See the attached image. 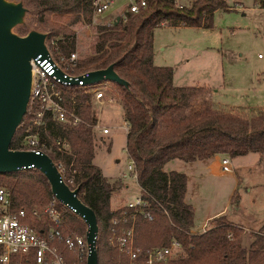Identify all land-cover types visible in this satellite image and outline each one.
<instances>
[{"label":"trees","instance_id":"16d2710c","mask_svg":"<svg viewBox=\"0 0 264 264\" xmlns=\"http://www.w3.org/2000/svg\"><path fill=\"white\" fill-rule=\"evenodd\" d=\"M18 1L26 7V14L31 15L29 23L25 19L13 28L19 35L32 30L45 33L47 44L55 40L57 56L67 57L75 51V33L70 28L82 16L90 19L91 0ZM228 8L225 0H192L182 7L175 5V0H147L145 8L128 13L125 20L120 18L118 22L95 26L89 53L79 58L77 70L103 69L112 64L117 75L127 83L123 86L112 82L127 125L125 150L134 162L140 190L151 196L152 206L168 212L165 215L155 211L153 221L139 216L134 244L144 252L150 247L168 244L173 237L181 243V251L176 256L159 264H264L262 230L251 231L249 235L254 239L247 240L243 226L226 214L211 219L205 232L192 233L194 210L184 201L186 175L164 169L174 159L193 162L214 155L237 158L250 153L264 154V113L246 119L213 108L194 110L193 100L203 89H175L172 67L153 62L156 27H210L215 11ZM62 91L67 103L74 100L81 121L76 125L48 123L43 138L46 142L61 138L70 144L69 151L62 153L54 149L47 152L48 156L53 162L62 161L67 173L74 175L73 185L69 186L78 188L79 199L96 215L97 264H127V257L111 247L107 239L111 219L127 209L125 204L112 207L111 197L117 181H109L93 163L92 125L97 118L91 93L74 85ZM30 117L27 107L11 139V149H25L21 142L27 134ZM0 184L11 194L12 209H25L26 221L41 230V224L30 217V211L34 207L43 208L53 198L46 176L39 169L28 168L0 173ZM58 205L63 212L65 229L84 233V221L67 207ZM65 253L71 257L68 251Z\"/></svg>","mask_w":264,"mask_h":264},{"label":"rangeland","instance_id":"374dc122","mask_svg":"<svg viewBox=\"0 0 264 264\" xmlns=\"http://www.w3.org/2000/svg\"><path fill=\"white\" fill-rule=\"evenodd\" d=\"M191 1L179 0V3L186 6ZM225 2L229 8L215 11L210 27L157 28L154 33L155 61L173 66L189 86L206 84L218 87L224 79V86L216 93V99L212 96V88H200L203 92H198L193 100V109L223 111L225 102L229 105L239 103L243 106L230 110L248 119L264 113V101L251 102L254 94L264 98V58L257 56L258 53L264 56V0ZM125 3L117 4L111 12L100 17L93 18L90 12V19L82 16L80 22L70 28L75 33V52L79 58L89 53L95 26L114 21ZM30 16L25 13L23 21L26 19L25 23H29ZM12 31L19 35L16 29ZM160 45L164 46L163 50H158ZM259 79L261 86L255 87L254 82ZM247 102L252 104L247 105ZM94 110L100 126L109 129L105 135L95 132L94 163L109 181L124 180L129 186L125 197L131 198L140 192V187L134 178L127 177L129 157L125 150L123 109L118 103H96ZM170 162L164 168H169ZM233 162L235 175L212 172L204 160L182 161L179 170L187 179L185 199L193 207L194 219L199 224L206 214L216 213L227 202L226 215L242 225L247 240L252 241L251 231L258 233L262 230L264 233V154H247L234 158ZM234 184L235 192L229 196ZM208 226L207 223L206 228ZM85 231L74 232L85 235Z\"/></svg>","mask_w":264,"mask_h":264},{"label":"built area","instance_id":"2783aa9c","mask_svg":"<svg viewBox=\"0 0 264 264\" xmlns=\"http://www.w3.org/2000/svg\"><path fill=\"white\" fill-rule=\"evenodd\" d=\"M120 3L125 5L118 11V16L125 20L128 13H137L145 8L147 0H91V15L93 18L103 16ZM175 5L183 6L179 0H175ZM45 45L46 54L43 56L40 54L30 60L31 86L27 107L31 117L27 134L21 145L25 148L23 150H31L36 154L43 152L48 155L47 152L54 149L62 153L70 149V144L65 139L54 138L51 142L43 139L48 123L58 121L76 125L81 121L76 112L74 100L71 103L65 101L62 91L64 87L74 85L86 89V92L91 93L93 107L96 103L119 104V101L113 93L112 81L103 79L91 85L85 84L84 81L92 70H77L79 57L75 51L67 57L57 56L55 40H51L49 44L45 40ZM257 56L263 57L260 53ZM72 81L76 83L73 84ZM123 126L127 130L125 122ZM92 128L94 132L109 133V129L100 126L98 121L92 125ZM53 163L63 181L68 186L73 185L74 175L67 173L65 164L60 160ZM127 169L129 171L127 177L136 180L135 165L130 158ZM218 169L220 173L235 175L234 162L230 156L221 158ZM150 197L149 194L140 190L136 196L125 203L127 210L111 219L108 243L127 257V264L167 263L181 251V243L174 237L168 244L153 246L144 252L140 247L135 246V224L139 216L153 221L155 211L160 210L168 215L167 210L152 206ZM59 203L62 204L53 196L43 208L31 209L30 217L41 224L39 227L41 230H37L26 221L28 213L25 209H12L11 194L7 187L0 184V264H86L89 248L85 235L65 229L63 212L59 208ZM207 228L204 224L200 231L191 229V232L203 233ZM65 251H68L71 257L66 255Z\"/></svg>","mask_w":264,"mask_h":264},{"label":"water","instance_id":"95a60500","mask_svg":"<svg viewBox=\"0 0 264 264\" xmlns=\"http://www.w3.org/2000/svg\"><path fill=\"white\" fill-rule=\"evenodd\" d=\"M26 10L20 1L0 0V173L39 169L48 179L53 196L84 221L89 248L86 264H97V219L94 211L79 199L78 188L71 189L63 181L46 153L10 148L11 139L27 110L31 86L30 60L47 52L45 33L32 30L21 36L12 31L23 22ZM119 20L118 16L115 22ZM103 79L127 85L114 71L112 64L90 71L84 82L91 85Z\"/></svg>","mask_w":264,"mask_h":264},{"label":"crops","instance_id":"0c3cea01","mask_svg":"<svg viewBox=\"0 0 264 264\" xmlns=\"http://www.w3.org/2000/svg\"><path fill=\"white\" fill-rule=\"evenodd\" d=\"M183 6H185V5H183ZM167 25H161V26H159V27H166ZM159 27H156L154 30H153V62H154V64L155 65H158V66H169V65H163V64H158L156 61H155V47H154V33H155V30L157 29V28H159ZM167 27H173V26H167ZM177 27H184V26H177ZM198 28V27H197ZM164 49V46L163 45H160L159 47H158V50H163ZM259 54V53H258ZM257 54V55H258ZM259 58V57H258ZM262 58H264V56L263 57H261L260 59H262ZM171 67V66H170ZM172 69H173V86H174V88L175 89H188V88H212L213 89V97L215 98L216 97V93H218L220 90H222L221 88L224 86V79H221V84L218 86V87H215V86H209V85H206V84H203L202 86H200V85H194V86H189V84H188V82H185L184 80H183V78H182V74H181V72H179V71H177L173 66H172ZM261 81H260V79L259 80H257V81H255L254 82V86L255 87H259V86H261ZM254 91H256L257 92V89H254ZM255 95V98H253V100L251 101L252 103H254V102H256V101H259V102H263L264 101V98H263V96H261V95H259V94H254ZM216 99V98H215ZM251 102H247V105H249ZM251 103V104H252ZM225 104V106L226 107H224L223 108V111H226V112H232V113H234L233 111H231L230 109H235V106H240L241 104H239V103H236V104H228V103H224ZM232 106H234V107H232ZM241 106H243V105H241ZM239 110V109H238ZM126 131V130H125ZM103 135H105V134H103ZM126 142V141H125ZM251 154V153H250ZM222 157H224V156H221V155H214V156H212V157H210V158H208V159H205L204 161H206L207 162V168L208 169H210L212 172H216L217 174L218 173H220L219 172V162H220V160H221V158ZM233 160H234V158H232ZM172 161V160H171ZM197 161V160H196ZM170 162V161H169ZM193 162H195V161H193ZM93 163H94V159H93ZM180 163H182V161L181 160H178V159H174V162H170L169 163V168L168 167H165L164 169L166 170V171H172V170H174V171H178V172H180V167H181V165H180ZM94 165L95 166H97L100 170H101V168L98 166V165H96L95 163H94ZM166 166V165H165ZM235 168V167H234ZM101 173H102V170H101ZM183 173V172H182ZM103 176H105L104 174H103ZM107 179H108V177L107 176H105ZM123 177H124V175H123ZM109 180V179H108ZM236 183V182H235ZM234 187H235V184L231 187V189H230V192H229V196H230V194L232 193V192H234L233 190H234ZM128 188H129V186L126 184V183H124V180H122V182H121V178H119V180L117 181V185H116V190L114 191V193H113V195H112V197H111V205H112V207L113 208H115V206H117V205H119L120 203V205H123V204H125L127 201H129V200H131L135 195H133V196H131V198H129L128 196H126L125 197V194H127V191H128ZM186 192H187V183H186ZM229 196H228V198H229ZM185 197H186V194H185ZM118 198V200H116V199ZM115 201V202H114ZM184 201L187 203V204H189L187 201H186V199L184 198ZM226 206H227V202L224 204V206L220 209V210H218L216 213H213V214H210V213H208V214H206V216H205V218H204V220H203V222L201 223V224H199V223H197L196 221H195V219H194V229H192V230H195V231H200L199 229H201V227L204 225V224H209V221L211 220V219H213L214 217H217V216H219V215H222V214H226V212H227V210H226V212H225V209H226Z\"/></svg>","mask_w":264,"mask_h":264}]
</instances>
